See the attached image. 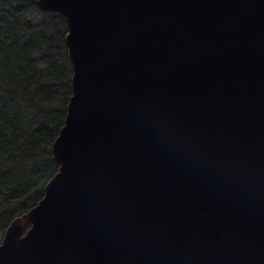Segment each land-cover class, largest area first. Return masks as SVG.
<instances>
[{"label": "water", "instance_id": "95a60500", "mask_svg": "<svg viewBox=\"0 0 264 264\" xmlns=\"http://www.w3.org/2000/svg\"><path fill=\"white\" fill-rule=\"evenodd\" d=\"M37 4L72 95L0 264H264V0Z\"/></svg>", "mask_w": 264, "mask_h": 264}, {"label": "trees", "instance_id": "16d2710c", "mask_svg": "<svg viewBox=\"0 0 264 264\" xmlns=\"http://www.w3.org/2000/svg\"><path fill=\"white\" fill-rule=\"evenodd\" d=\"M65 16L37 0H0V243L59 170L53 144L72 95Z\"/></svg>", "mask_w": 264, "mask_h": 264}]
</instances>
